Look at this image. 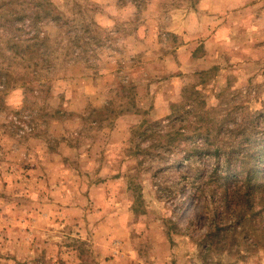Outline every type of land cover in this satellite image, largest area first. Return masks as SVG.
<instances>
[{"label":"rangeland","instance_id":"1","mask_svg":"<svg viewBox=\"0 0 264 264\" xmlns=\"http://www.w3.org/2000/svg\"><path fill=\"white\" fill-rule=\"evenodd\" d=\"M45 1L0 0V264H264V0Z\"/></svg>","mask_w":264,"mask_h":264},{"label":"trees","instance_id":"2","mask_svg":"<svg viewBox=\"0 0 264 264\" xmlns=\"http://www.w3.org/2000/svg\"><path fill=\"white\" fill-rule=\"evenodd\" d=\"M36 2L33 5V8H31V10L33 11L30 18L27 19L28 21V26L29 27H37V24L39 23V20L41 19H47L49 20L50 18H54L57 19L58 18V13L54 12L53 9L49 6L50 3L48 1L45 0H35ZM134 2H137L138 0H132ZM41 11V12H40ZM40 13H42V15H39ZM22 19V17L20 18V20ZM47 40L46 36L43 37H39L38 32L35 31L34 33L31 34L30 37L28 38H20L17 36V38H13L12 40V44H11V48L14 52V55L16 57L22 56V54L24 53H30L29 55H33L35 54L37 51H39V48L43 45H45V42ZM43 53L48 56L49 55V51L48 48H44ZM11 82H14V79L11 77V75L9 74V72L7 70L4 69H0V92H5L7 89H13L16 86H13V84H11ZM27 88L31 89V87ZM30 130H34L33 127L30 128ZM257 157L255 158V162H256V166H260V164L263 161V157H264V146L260 149H257ZM255 167L254 170L252 171L253 174H240V178L238 180H240L243 189H250L253 187V189L257 188L260 189L259 187H261V182L258 180L259 179V175H260V170H258V168ZM234 176L232 175V173L228 170L227 172H225V174H223L222 176V181L223 184L225 186H229L230 183L233 181ZM254 185V186H253ZM223 197H221V201L224 202V204H228L230 205V203H232L234 201V199H238V197H236L237 195L234 194H229L227 192L226 189L223 190ZM254 191V190H253ZM251 195V194H250ZM235 197V198H234ZM262 197V196H261ZM235 204V203H234Z\"/></svg>","mask_w":264,"mask_h":264}]
</instances>
